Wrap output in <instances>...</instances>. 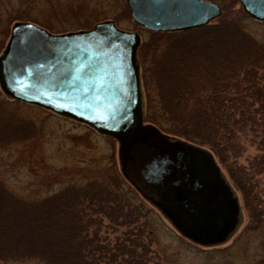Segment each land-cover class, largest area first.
<instances>
[{"label":"rangeland","instance_id":"1","mask_svg":"<svg viewBox=\"0 0 264 264\" xmlns=\"http://www.w3.org/2000/svg\"><path fill=\"white\" fill-rule=\"evenodd\" d=\"M220 1L222 11L218 19L214 20V26L221 30L230 23L238 24L253 41L254 50L260 52L256 53L257 59L253 58L264 61V56L259 57L261 52H264V24L241 18L244 14L236 0ZM103 21H112L117 28L124 31L139 33L141 43L138 47L137 62L141 77L142 111L143 116L154 117L153 113L158 112L153 90L156 71L151 65L150 51L162 48L163 41L133 27L125 0H0V55L9 39L11 27L16 22H30L58 35L88 30ZM222 35L223 33H216L201 44L200 48L206 59L203 60L204 70L209 75L210 83H214L220 74L224 76L225 82L236 81L225 86L226 90L239 87L238 94L248 96L247 100L244 99L245 95L243 96V100L247 101L246 112L255 115L261 90H258L257 94L249 85L257 82L264 86V71L256 73L249 64L245 50L234 42L226 41ZM244 71L247 72L246 75H243ZM245 80H250V84L244 85ZM218 101L216 98L215 106ZM214 102L208 99L205 106L213 115L220 113L221 140L223 135L228 133L224 125L234 128L231 120L233 117L229 116L231 113L227 105L217 106L219 109L212 108ZM259 116L257 115V118ZM214 118L215 116H210L205 121L202 137L198 136L201 132L199 133L197 128L192 132H182L184 137L188 135L196 138V141L180 139L212 155L222 178L228 182L236 197L241 219L231 237L220 247L209 250L191 246L159 211L140 199L139 195L138 200L133 193L137 201L143 203L145 209L150 211V216L141 217L135 222V228L128 229L130 233L125 235L124 242L118 236L114 247H105L107 242L104 239L113 238L118 235L117 232L122 233V230L118 227H108L107 221L103 220L102 226L99 227L103 243L96 242L93 250L95 255L87 254L81 260V256H76L75 252L66 254V244L62 245L63 240L57 243L58 239L52 238H58L60 234H47L46 238L51 241L44 244L45 235L36 241L29 238L32 234L30 228L33 230L35 227L37 231L43 226L54 227L59 224L69 211L62 206L58 213L48 215L45 219L43 212L49 207L48 203L66 195L76 198L90 196L87 194L89 184L86 185V181L92 178L102 181L113 173L121 178L117 157L118 145L114 140L97 134L85 125L35 106L9 101L0 90V264H108L111 254H117L115 249L125 245L123 251L118 253L121 256L116 255L118 258L113 263L119 264L118 260L124 252L127 254L129 251V254H132L137 250L139 253L144 244L148 254L152 256L153 253V257H156L153 264H264V152L260 150L259 136L248 132L247 128H237L238 133L233 138L231 134L232 139L229 138V141H234L236 147L224 149L229 153L228 157H225L228 163L226 165L220 156V145L217 146L214 142L216 145L206 147L198 141L201 138L203 140L206 133H211ZM258 133L264 137V131L259 129ZM234 163L239 167L237 173L247 178L248 186L252 187L258 196L259 209L255 215L248 214L246 210L247 196L244 194L246 191L243 193L241 190L242 182L240 185L231 180V173L235 171L232 170ZM227 170L231 171L230 175ZM237 173L235 171V174ZM127 199L135 204L131 195L127 196ZM112 230L117 232L112 234ZM2 238L9 243L1 244ZM66 251H69L68 248Z\"/></svg>","mask_w":264,"mask_h":264},{"label":"water","instance_id":"2","mask_svg":"<svg viewBox=\"0 0 264 264\" xmlns=\"http://www.w3.org/2000/svg\"><path fill=\"white\" fill-rule=\"evenodd\" d=\"M237 2L264 22V0ZM125 4L146 32L203 28L221 13L204 0ZM139 42L136 32L112 21L58 35L16 22L0 55V90L114 139L122 176L178 233L201 245L222 243L239 222L237 199L210 153L143 123Z\"/></svg>","mask_w":264,"mask_h":264},{"label":"trees","instance_id":"3","mask_svg":"<svg viewBox=\"0 0 264 264\" xmlns=\"http://www.w3.org/2000/svg\"><path fill=\"white\" fill-rule=\"evenodd\" d=\"M211 1H216L221 5L220 0ZM245 17L246 16L243 15L241 18ZM133 27L138 28L134 24ZM216 33H223V39L229 42H234L238 47L245 50L249 64L256 73H260L261 70L264 71V61L255 60L253 58H256V53L260 52H257L256 49L254 50L255 45L252 44L253 41L246 36L245 32L240 29L238 24L230 23L228 26L225 25L221 30L214 26L165 35L156 33L151 34L154 38L156 37L160 41H163L162 48H157L152 52L150 51V57H152L151 65L156 71V82L153 90L156 94L155 105L158 107V112L153 113L155 118L145 117L146 115H144L143 120L146 123L154 125L158 130L165 134L176 136L188 141H196L197 139L195 138V140L191 138V136L187 135L184 137L182 132H192L197 128V130L199 129V133L201 132V135L198 134V136L202 137V132L206 126L205 121L208 117L215 116L212 121L211 133H206L203 135V140L201 138V140L198 141L200 144L203 143L206 147H212V144H218L217 146L220 145L222 151L220 156H222V161L228 165L225 157H228L229 153H226L224 149L236 147L234 141H229V138H231V134H233V138L234 135L238 133L236 130L237 128L239 129V127L244 129L247 128L248 132L254 134L256 137L259 136L260 150L264 152V137L258 133L259 129L264 131V86L255 81L256 84L254 83V85L250 84V80L244 81V85L250 84V89H255L256 93L258 90H261V97H258L259 104L257 107L255 105L257 114L251 115L246 112L247 101L245 100H247L248 96L245 94L244 96L242 93L238 94L239 87L231 90H226L225 88V86L232 85V83L236 81L232 80L225 82L224 76L217 73L220 77H216L214 83H210L209 75L203 67V63L206 59L203 57L200 46ZM261 53V55L259 54L260 58L264 56V52L262 51ZM214 58L216 59L218 56H215ZM159 63H162L161 67L158 66ZM246 73L247 72L244 71L243 75H246ZM243 96L245 100H243ZM216 98L219 99L217 102L218 104H216L217 106L227 105L230 109L231 114L229 116L233 117L231 120L235 128L234 129L233 126H231V128L224 125L227 128L228 133L223 135L221 140L220 113L216 112L213 115V113H210L205 106L208 99L214 102ZM221 101L226 102V104H220L222 103ZM215 103L216 102L212 105V108L215 107L219 109V107L215 106ZM257 115H260L259 118H257ZM214 142H216V144ZM262 158L264 160V155ZM237 169H239V167L234 163L232 170H235L237 173ZM235 171L232 173L231 171H228V174L230 175L231 173L233 175L231 178L232 181H236L240 185L243 184L241 190L243 193L246 191L244 193L247 196V198H245V204L247 206L246 210L248 214L255 215L254 213L256 211L258 212L259 209L258 196L254 193L253 188L248 186L247 178L243 177L241 173L235 174ZM113 174L107 175L102 181L97 178H92L86 181V185L89 184V191L87 194L90 196L88 197L82 196L81 198H76L71 195H66L64 197H57L54 201H50L51 199L48 200L50 201L48 203L49 207L46 208V212H43L45 219L48 218V215L53 216V214L58 213L62 206L69 211V214L64 215V219H62L61 222H58L59 224L54 225V227L43 226L37 231L35 227H33V230L30 228L32 234L29 238L32 241H36L40 236L45 235L44 244H47L51 241L46 238L48 235L55 236V234H60L58 238H52L58 239L57 243L61 240L64 241L62 245L65 246L66 244V248L69 250L66 251L65 248V252H67L66 254L69 252H75L77 253L76 256H81V260H83L87 254L91 253L92 255H95V251L93 250L96 242L103 243L99 227L102 226V221L106 220L108 227L113 229L118 227L122 230V233L112 230L114 232L112 234L117 232L118 235L113 238H105L104 240L107 242L105 247H114L115 240L118 236H120L122 242H124L125 235L130 233L128 229L135 228V222L139 221L141 217H149L151 213L145 209L143 203L137 201V199L139 200V196L135 190H133L129 184H126L122 177L119 178L116 173ZM133 193L136 194L137 199ZM2 195L4 194L2 193ZM129 195H131L135 204L134 202L128 201L127 196ZM40 204L41 203H39V205ZM35 206L37 207L38 204ZM143 213H145V215H143ZM47 222L49 221L47 220ZM147 239L146 236L145 242H147ZM8 243L9 242L5 239H1V244ZM77 244L78 246H76ZM145 245L146 244L143 245L142 250L139 253H137V250L132 254H129V251L127 254L124 252L122 257L118 260L119 264H133V262L134 264H153V260L156 259V257H153V253H151L152 256L148 254L149 251L148 249H145ZM124 247L125 245H121L115 249L117 254H111V258L108 259V264H113L116 261L118 258L116 255L121 256V254L118 253L122 252ZM128 254L129 256L126 258Z\"/></svg>","mask_w":264,"mask_h":264},{"label":"flooded vegetation","instance_id":"4","mask_svg":"<svg viewBox=\"0 0 264 264\" xmlns=\"http://www.w3.org/2000/svg\"><path fill=\"white\" fill-rule=\"evenodd\" d=\"M207 1H209V2H212V3H214V4H218V2H216V1H211V0H207ZM219 6V5H218ZM244 14V13H243ZM245 15V14H244ZM246 19H249L247 16H246ZM252 21V20H251ZM254 22H258V23H262V24H264V22H262V21H254ZM203 27H214V20H212V21H210L208 24H206L205 26H203ZM202 28V27H201ZM198 29V28H197ZM191 30H195V29H191ZM191 30H186V31H178V32H171V33H179V32H187V31H191ZM154 33H156V34H162V35H165V34H170V33H157V32H154ZM154 33H149L150 35L151 34H154ZM161 56V55H160ZM214 57V56H213ZM159 67H161L162 66V63H159V65H158ZM139 67V66H138ZM140 71V70H139ZM141 78V77H140ZM140 88H141V79H140ZM141 99H142V90H141ZM9 101H12V100H10V99H8ZM12 102H15V101H12ZM142 105H143V103H142ZM143 107V106H142ZM71 121V120H70ZM73 122V121H72ZM122 177V176H121ZM123 180H124V182L126 183V184H128L127 182H126V180L124 179V178H122ZM227 184H228V182H226ZM229 185V184H228ZM133 189V188H132ZM134 190V189H133ZM141 198V197H140ZM143 201H144V199L143 198H141ZM240 216H241V213H240ZM182 238H184L183 236H181ZM231 236H228L227 238H226V240L225 241H223L222 243H216V244H210V245H201V244H199V243H196V242H193V241H191V240H188V239H186V238H184L188 243H190L191 244V246H196L198 249H202V250H209V249H213V247L214 248H217V247H220V245L221 244H223V243H225L229 238H230Z\"/></svg>","mask_w":264,"mask_h":264}]
</instances>
